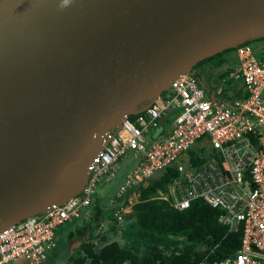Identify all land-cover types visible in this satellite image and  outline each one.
<instances>
[{
	"label": "water",
	"instance_id": "water-1",
	"mask_svg": "<svg viewBox=\"0 0 264 264\" xmlns=\"http://www.w3.org/2000/svg\"><path fill=\"white\" fill-rule=\"evenodd\" d=\"M249 37L264 0H0V96L21 107L0 122V231L78 193L113 124Z\"/></svg>",
	"mask_w": 264,
	"mask_h": 264
},
{
	"label": "built area",
	"instance_id": "built-area-1",
	"mask_svg": "<svg viewBox=\"0 0 264 264\" xmlns=\"http://www.w3.org/2000/svg\"><path fill=\"white\" fill-rule=\"evenodd\" d=\"M232 52L235 60L229 53V76L223 79L238 81L237 87L207 88L190 72L172 78L143 111L109 128L78 193L0 231V264H45L57 245L55 230L105 193L124 157L134 163L115 196L173 168L168 190L159 191L158 198L177 210L202 200L220 210L218 221L229 231H241L233 252L197 264H264V37Z\"/></svg>",
	"mask_w": 264,
	"mask_h": 264
},
{
	"label": "trees",
	"instance_id": "trees-1",
	"mask_svg": "<svg viewBox=\"0 0 264 264\" xmlns=\"http://www.w3.org/2000/svg\"><path fill=\"white\" fill-rule=\"evenodd\" d=\"M257 39L260 38L249 37L243 43H252ZM231 51L233 48L225 49L193 66L195 76L205 87L209 88V84L203 77L207 78L208 75L205 70L196 68L211 62L213 67L220 70L219 78L228 77L230 70L226 68L227 54ZM239 94L240 91L235 92L236 96ZM174 175L173 168H166L151 184L139 187L140 195L132 205L134 219L130 226L140 235V243L120 247L119 243L125 240L118 227L110 228L93 240L82 239L91 229L93 221L87 218L76 223L66 236L69 242L66 264H83L85 260L89 264H117L125 260L134 264H148L156 260L164 264H197L202 260H221L233 252L241 241V231H229L227 225L220 223V210L202 200H195L186 209L177 210L169 200L157 197L159 191L167 192ZM97 196L88 206L95 212L103 206ZM135 236L130 235V238L135 239ZM71 250L73 256L70 255ZM75 252H78L77 256Z\"/></svg>",
	"mask_w": 264,
	"mask_h": 264
},
{
	"label": "rangeland",
	"instance_id": "rangeland-1",
	"mask_svg": "<svg viewBox=\"0 0 264 264\" xmlns=\"http://www.w3.org/2000/svg\"><path fill=\"white\" fill-rule=\"evenodd\" d=\"M231 61L235 60L234 52H229ZM226 55V54H225ZM228 55V54H227ZM205 70L208 75L207 78L203 77V80L208 81L209 85L214 88H221L222 90H226L228 92L232 91V88L237 87L239 85L238 81H232L231 79H221L219 78V71L217 67H213L211 62H207L196 70ZM1 110H0V118H1ZM9 128V122L7 123ZM133 159L130 157H124L121 161L116 165V171L113 178L105 184V193L102 196H97L98 202H100L103 206L99 211L91 209L90 207L86 208L82 211L80 217L73 219V221L60 226L55 230L56 236V248L49 253V258L46 260L45 264H66V259L68 256V246L69 242L67 240V234L74 229L75 224L78 222H83L87 220V218L93 219L91 229L85 233V236L82 239H91L93 240L99 234H103L108 232V230L112 227H118L122 230V235L124 237V242H120V247H131L136 245V243H140V235L136 233V229L130 226L134 217L131 213L132 205L139 199L140 195V186H147L151 184L154 180H156L160 174L155 175L153 178H150L142 185L127 190L124 194L119 196H115L120 185L124 183L125 176L129 171V168L133 164ZM107 192V193H106ZM113 203V205H112ZM125 209V212L123 211ZM121 216V219L118 216ZM135 234V239L130 238V235ZM70 255L73 256V250L70 251ZM78 255V252H75V256ZM83 264H89L88 260H85Z\"/></svg>",
	"mask_w": 264,
	"mask_h": 264
},
{
	"label": "bare ground",
	"instance_id": "bare-ground-1",
	"mask_svg": "<svg viewBox=\"0 0 264 264\" xmlns=\"http://www.w3.org/2000/svg\"><path fill=\"white\" fill-rule=\"evenodd\" d=\"M83 17V10L82 9H79L78 10V18H77V25L79 26V28H80V26H81V24L79 25V21H80V19ZM56 46H60V43H58ZM44 57H47V58H49L46 54H45V56ZM24 80H28V78H24ZM7 92L8 91H4V92H2L3 94H7ZM7 100V101H6ZM15 103L14 102H12L10 99H6L5 97H4V95H1L0 96V106H1V108H0V110H1V118H0V122H2V123H4L5 125H7V123L9 122H6V120L5 119H3V117L6 115V114H9V113H19L20 112V106H19V104H16V105H14Z\"/></svg>",
	"mask_w": 264,
	"mask_h": 264
},
{
	"label": "flooded vegetation",
	"instance_id": "flooded-vegetation-1",
	"mask_svg": "<svg viewBox=\"0 0 264 264\" xmlns=\"http://www.w3.org/2000/svg\"><path fill=\"white\" fill-rule=\"evenodd\" d=\"M228 62H229V58H228V60H227Z\"/></svg>",
	"mask_w": 264,
	"mask_h": 264
}]
</instances>
